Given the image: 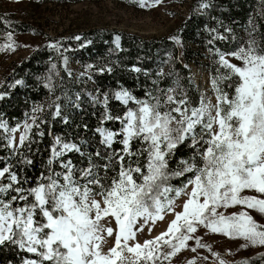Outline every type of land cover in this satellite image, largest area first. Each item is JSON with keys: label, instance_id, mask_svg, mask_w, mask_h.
<instances>
[{"label": "snow or ice", "instance_id": "snow-or-ice-1", "mask_svg": "<svg viewBox=\"0 0 264 264\" xmlns=\"http://www.w3.org/2000/svg\"><path fill=\"white\" fill-rule=\"evenodd\" d=\"M133 2L145 7L162 0ZM212 6L211 0H201L198 10ZM254 32L255 25L237 48L216 51L212 97L202 93L193 101L178 75L168 87L154 80L143 98L125 87L92 95L93 105L103 106L93 130L99 138L95 143L42 130L48 116L69 125L68 110L81 109L80 93L56 96L47 116L34 108L23 125L9 126L0 118V150L7 153L0 156V250L17 251L20 264H171L194 241L193 253L207 249L219 264H227L196 235L201 227L242 239L241 248L264 246V222L251 214L264 220V198L245 194H264V34L258 42ZM7 39L0 51L15 50L11 32ZM171 39L180 43L179 37ZM120 41L116 35V49ZM48 47L59 51L62 45ZM157 76H164L163 71ZM47 80L45 87L51 90V76ZM5 95L0 93V99ZM110 101L123 111L114 114ZM109 122L118 127H108ZM77 127L88 131L87 124ZM46 135L53 137L47 158L33 178L28 170L36 166ZM182 146L191 154L177 159ZM174 179L180 184L174 185ZM237 206L242 210L227 212ZM169 214L174 219L166 231L143 243L137 240L147 225ZM187 264H196V258Z\"/></svg>", "mask_w": 264, "mask_h": 264}, {"label": "trees", "instance_id": "trees-1", "mask_svg": "<svg viewBox=\"0 0 264 264\" xmlns=\"http://www.w3.org/2000/svg\"><path fill=\"white\" fill-rule=\"evenodd\" d=\"M48 1L73 3L81 0ZM194 1L197 6L201 2ZM211 3L213 6L209 9L198 12L190 10L173 35L179 37V44L171 39L172 35L148 37L115 28H90L57 38V42L62 45L59 51L48 47L51 41L35 47L26 57L7 65L1 75L0 93L7 95L0 99V118L6 120L9 126L22 125L29 119L34 108L43 109V113L37 115L47 116L49 105L56 96L63 98L64 93L68 92L74 98L80 93L83 97L81 109L68 110L71 120L69 125L48 116L49 122L42 125V130L47 132L50 129L53 135L62 137L88 138L95 143L99 138L93 135V130L99 124L103 106H94L92 95L125 87L143 98L145 91L154 87V80L161 87H168L178 75L189 97L196 101L199 91L192 77V65L204 67L212 76L218 59L215 55L217 50L228 52L237 48L247 41L248 30L253 25V35L258 42L261 34H264V0H211ZM0 19L3 20L0 22V45L9 32L13 35L39 34L34 23L23 20L13 11L0 8ZM116 35L121 36L120 49H116L113 43ZM216 35H222L225 39H214ZM75 36H81L82 39L77 41ZM82 44L86 46L82 47ZM64 57H67V65ZM71 62L74 67L70 66ZM53 64L56 65L54 70ZM101 67H113L114 70L102 73L98 71ZM134 67L142 71L134 72ZM161 70L164 76H157ZM170 72L172 76L167 75ZM49 76L53 86L51 90L45 87ZM110 107L114 114L123 111V107L115 101H110ZM83 124L88 125V131L77 127ZM107 126L118 127L111 122ZM52 138V135H46L40 143L42 151L35 157L36 166L28 170L31 177L35 178L41 171L40 161L47 158V148ZM190 154V150L182 146L177 152V159L187 158ZM5 155L7 153L0 150V156ZM172 166H176V161H173ZM172 183L179 185L180 181L174 179ZM261 254L264 252L245 260L250 264H264V260L260 259ZM20 259L17 251L10 248L0 250V264H20ZM245 260L235 264H242Z\"/></svg>", "mask_w": 264, "mask_h": 264}, {"label": "rangeland", "instance_id": "rangeland-1", "mask_svg": "<svg viewBox=\"0 0 264 264\" xmlns=\"http://www.w3.org/2000/svg\"><path fill=\"white\" fill-rule=\"evenodd\" d=\"M0 8L15 12L23 20L34 23L39 29V34L13 35L11 42L14 43L15 50L0 51V81L7 65L26 57L35 47L45 42L55 43L57 38H64L90 28H115L148 37L173 36L190 10L199 11L194 0H162L158 5L145 7H140L133 0H81L73 3L48 0H0ZM6 43H9L7 38L3 41V44ZM232 62L238 63L235 60ZM70 66L74 67L72 62ZM192 77L199 95L203 93L209 97L213 96L209 83L211 76L204 67L192 65ZM16 136L18 139L19 133ZM245 194L264 198V194L253 191L246 190ZM178 203H182V200ZM240 210L242 208L237 206L227 209V212ZM251 214L256 220L264 222L261 215L255 211ZM172 219L174 216L169 214L163 221L150 223L143 232L137 234V240L143 243L145 240L153 239L166 231ZM196 235L201 236L202 242L210 245L212 251L218 252L227 264H235L264 252V246L241 248L244 243L242 239H229L220 234H212L202 227ZM192 246H195L194 241H189V248L177 254L171 264H187L192 258H196V264H219L216 257H213L207 249H197V252L193 253L190 250ZM204 256L208 257L207 261L202 259Z\"/></svg>", "mask_w": 264, "mask_h": 264}]
</instances>
